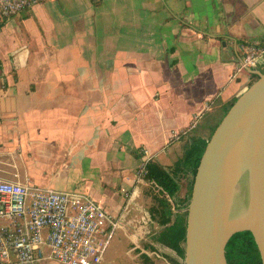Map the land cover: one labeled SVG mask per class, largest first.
<instances>
[{
    "label": "crops",
    "instance_id": "crops-1",
    "mask_svg": "<svg viewBox=\"0 0 264 264\" xmlns=\"http://www.w3.org/2000/svg\"><path fill=\"white\" fill-rule=\"evenodd\" d=\"M250 44L264 0H42L0 17V178L103 205L117 224L100 264L181 262L152 240L164 225L139 165L147 150L173 170L210 138L264 71L262 56L238 72Z\"/></svg>",
    "mask_w": 264,
    "mask_h": 264
},
{
    "label": "water",
    "instance_id": "water-1",
    "mask_svg": "<svg viewBox=\"0 0 264 264\" xmlns=\"http://www.w3.org/2000/svg\"><path fill=\"white\" fill-rule=\"evenodd\" d=\"M214 129L194 177L185 264H228L226 246L249 231L264 264V71Z\"/></svg>",
    "mask_w": 264,
    "mask_h": 264
},
{
    "label": "built area",
    "instance_id": "built-area-1",
    "mask_svg": "<svg viewBox=\"0 0 264 264\" xmlns=\"http://www.w3.org/2000/svg\"><path fill=\"white\" fill-rule=\"evenodd\" d=\"M42 0H0V17H11ZM240 70L257 64L264 46L242 49ZM194 116L190 128L200 120ZM180 132H174L178 137ZM139 165L144 177L148 152ZM114 216L88 194L0 178V264H100L116 227Z\"/></svg>",
    "mask_w": 264,
    "mask_h": 264
},
{
    "label": "trees",
    "instance_id": "trees-1",
    "mask_svg": "<svg viewBox=\"0 0 264 264\" xmlns=\"http://www.w3.org/2000/svg\"><path fill=\"white\" fill-rule=\"evenodd\" d=\"M258 77L256 75L251 82L253 83ZM231 105L227 107V110ZM208 140L209 138H193L173 170L163 168L154 160H150L146 165L144 177L153 185L154 199L157 204L152 209V215L160 216L159 222L164 225L152 236V240L176 251L181 258V262L177 264H185L187 207L197 167ZM172 204L177 210L174 217L169 210ZM226 257L228 264H262L257 245L249 231L239 232L229 240L226 246Z\"/></svg>",
    "mask_w": 264,
    "mask_h": 264
}]
</instances>
